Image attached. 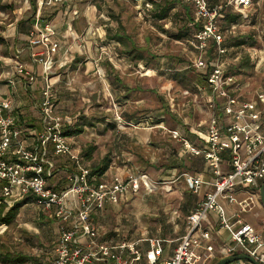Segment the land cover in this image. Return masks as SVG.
Returning <instances> with one entry per match:
<instances>
[{"label":"rangeland","instance_id":"374dc122","mask_svg":"<svg viewBox=\"0 0 264 264\" xmlns=\"http://www.w3.org/2000/svg\"><path fill=\"white\" fill-rule=\"evenodd\" d=\"M219 1L221 4L226 2ZM76 2L95 7H72L79 11L78 20L68 16L60 21L63 24L71 20L86 47L83 51L78 49V42L72 39V32H68L66 26L60 31L62 39L67 41L62 44V51L70 53L68 59L72 61L56 70V76H59L55 78L59 79L56 88L58 102L54 111L65 122L72 119L73 127L95 123V126H87L83 134L70 137L83 166L93 169L109 157L111 166L108 171L112 170V174L144 173L160 183V189L154 193L143 189L130 194L116 207L103 211L99 229L103 233L118 231L121 238L129 240L143 237L177 239L185 232L187 210L197 201L186 187L182 175L201 172L204 164L202 156L183 152L182 145L171 132L179 130L185 135L187 129L192 126L200 128V124L210 118L206 90L197 86L204 83L194 70L189 69L201 52L191 43L190 37L183 40L175 38L184 24L180 5L173 10L172 18L163 22L153 19L147 12L148 7L142 6V0ZM7 8L12 14L16 7ZM67 8L60 7L63 11ZM55 10L54 7L47 10L46 18H51ZM240 11L242 18L237 24L227 29H224V24L222 27L233 55L230 58L236 64L233 70L243 87L242 95L246 100H253L257 91L264 90V0H252L247 9ZM119 22L139 45L148 47V52L156 56L154 59L145 54L150 59L148 67L144 63L136 64L135 58L119 55L117 48L122 47L106 38L107 27L117 29ZM240 38H246L247 43L240 48L230 47ZM110 53L119 56L113 54L112 62ZM64 57L67 59L69 56ZM237 58L240 59L237 61ZM182 72L186 74L180 75ZM15 93L17 97L8 92L4 97L25 100L20 90ZM0 97L3 96L0 94ZM21 110L24 117L35 115V128L40 129V109L26 105ZM203 127L205 129L206 124ZM53 159L58 167V176L51 183L56 184L60 178L74 171L75 165L66 157L53 155ZM183 160L192 167L191 171L179 167ZM256 194L262 201L260 193ZM257 209L245 217L256 215ZM38 212L36 205H24L10 226L0 223V235L4 236L2 241L36 258V261L26 264H49L50 247L60 236L62 224L39 219ZM23 231L28 234H23ZM219 260L221 258L212 264ZM248 262L241 260L242 264H252Z\"/></svg>","mask_w":264,"mask_h":264},{"label":"built area","instance_id":"2783aa9c","mask_svg":"<svg viewBox=\"0 0 264 264\" xmlns=\"http://www.w3.org/2000/svg\"><path fill=\"white\" fill-rule=\"evenodd\" d=\"M184 1L194 4L202 20L195 40L201 54L191 67L206 74L205 84L197 86L206 90L210 118L200 124V128L206 124L202 145L192 144L179 130L171 133L183 144L187 154L204 158L214 178L206 181L201 175L184 173L186 187L195 195H199L205 185L213 189L207 191L188 214L186 232L179 238L146 237L112 244L100 241L101 232L95 217L130 194L143 189L158 191L160 183L144 173L115 174L105 180L106 172L98 179L91 174V169L81 164L79 151L71 144L70 137L63 134L64 126L72 119L65 122L54 111L58 94L51 74L59 44L54 40L57 36L54 19L45 17L47 10L67 6L69 0H36L38 8L28 44L37 67L23 62V49L15 47L10 59L12 69L7 71L6 79L12 86L27 82L42 114V129L21 126V113L13 98L0 97V194L9 206L33 197L39 208L62 224L51 264H212L219 255L225 258L239 254L264 264L262 235L241 219L253 201L239 200L234 194L240 185L257 190L264 185V90L257 91L253 100H246L242 85L236 76L228 73V50L223 46L224 34L218 24L223 6L212 8L208 0ZM231 1L241 9H247L252 2ZM142 6L150 8L151 3L142 0ZM0 7H8V0H0ZM78 14L79 11L74 10L73 19ZM69 27L70 24L67 29L72 31ZM211 41L218 54L207 60L204 53ZM85 47L82 40L79 48L83 51ZM113 54L119 56L110 53L111 61ZM38 66L42 67L40 73ZM39 80L43 85H39ZM35 92L39 93V100ZM53 155L66 157L75 165V170L56 184L51 183L58 176ZM224 164L229 167L227 172L222 168ZM223 201L238 205L232 217L228 216ZM211 214L217 216L220 228L230 233L232 244L216 249L209 243L212 232L205 222ZM240 263L241 260L232 264Z\"/></svg>","mask_w":264,"mask_h":264},{"label":"trees","instance_id":"16d2710c","mask_svg":"<svg viewBox=\"0 0 264 264\" xmlns=\"http://www.w3.org/2000/svg\"><path fill=\"white\" fill-rule=\"evenodd\" d=\"M148 1L151 3V7L147 8V12L151 13L153 19L158 20V21H163V22L172 18L173 10L177 7V5H180L181 6L180 8L182 9L183 14H184L183 15L184 24L180 27V30H179L178 34L175 36V38L177 40H183V39H187L190 37L191 43L197 49V47L195 45L196 34L202 28V20L198 16L194 4L187 3L184 0H173V1L148 0ZM229 1L230 0H226L225 3L221 4L219 0H208L209 5L212 8H215L216 6H223V8L221 10L223 16H220L218 19V24H219L221 32L223 34L225 33V31H224L225 28L227 29L228 27H230L234 24H237L240 21V19L242 18V15L240 13L241 8L235 7V5L233 3H230ZM10 5H11V7H13L14 2H11ZM36 10H37L36 0H24L23 7H22V9H20V12L34 13ZM54 15H55V13L53 15H51L50 17L53 18ZM76 20H77V18L75 19V21ZM223 24L225 27L223 26ZM222 26L224 27V29ZM125 30L126 29L122 26V24L120 22H119V27H117V29H113L112 26L107 27L106 38L109 41L113 42L114 44L115 43L118 44L117 46L122 47V49H119V47L117 48L119 55H122V56L125 55L129 58H132V59L135 58L136 64L144 63L145 66L148 67V64H149L148 61L150 59L147 56H145V54L148 53L147 55L151 56V58H154V59H156V56H153V54L150 53V51L148 52V50H149L148 47L143 46V45H139L137 43V41H135V39H133V37L130 34L126 33ZM0 43L1 44L3 43V39L1 37H0ZM246 43H247L246 38H240L238 40V43H236L234 45H230V47L233 46L234 48H240L242 45H244ZM223 46L225 48H227V50H228V53L226 55V58H227L226 65L228 68V73L236 76V73L233 70L234 66L236 64L234 65V63L232 62V58H230V56L232 57L233 55L229 51L225 35H224ZM145 51H147V52H145ZM217 54H218V52H217V48L215 46V43L213 41H211L209 44V47L206 49V51L204 53V56L207 60L208 59L211 60ZM229 58H230V60H229ZM239 59L237 58V61ZM145 66H143L142 68H145ZM111 67L113 68L112 64H111ZM189 69L194 70V72L196 73V76L199 77L201 79V81H203V83L205 84L206 74L198 72L196 69H194L191 66L189 67ZM189 69H187V70H189ZM185 74L186 73H183V72L180 73V75H182V76ZM175 75H177V74H175ZM160 114H162V112ZM25 122H28V123L25 124ZM20 125L23 127H25L24 125H26V128L30 129V128H35L37 126V122L34 119H27L26 117L21 116ZM69 125L70 126H67V128L63 134L65 136H68V137H73V136H78V135L83 134L85 132V129L87 126H95V123L88 122V123H83V124H77L74 127L72 126V123H70ZM38 127L40 129H42V123ZM185 130H186V128H185ZM186 132L187 133L184 132L185 135H183V136L185 138H187L192 144L202 145L203 143H205V136H203L199 131L194 130L192 127H190V130L187 129ZM179 143L183 147V144L181 142H179ZM183 152H185L184 147H183ZM197 157H199V156H197ZM201 158H202V161L204 164V158L203 157H201ZM110 166H111V159L109 157H106V159H104V161L101 164H99V165L95 166L93 169H91V174L96 175L98 177V179H101L102 176L109 170ZM179 167H181L182 169H187V171H191V169H192V167L188 166L184 160L179 165ZM171 168L172 167H169V169H171ZM194 173H196V172H194ZM149 193H152V192L150 191ZM190 193L192 195H195L191 191H190ZM29 204L36 205L33 201V197H29L24 201L18 202L14 206H9L8 204H6L4 202V197L0 194V223L5 224L7 226H10L16 220V217L18 216L22 206L29 205ZM116 206L117 205L108 206L105 210H107L109 207L114 208ZM36 207L38 208V211H39L38 212L39 213V219L46 220L48 223H53V222L57 221L54 218H50L48 212L39 208L37 205H36ZM192 208H193V206L187 210V214H189L192 211ZM101 213L98 214L97 217H95L97 223L100 220ZM186 227H187V220H186ZM186 227H185V232H186ZM100 232L102 233L101 238H100L101 242L116 244V243H121L123 241H135V240H129V239L121 238L120 235L118 234V231H115L114 233H111V232H104L103 233L100 230ZM22 233L28 234L26 231H23ZM3 237L4 236L0 235V263L1 264H26L29 261H33V260L36 261V258H34L32 255L24 253L23 251H18L11 244H9V243L7 244L4 241H2ZM143 238H145V237H143ZM57 240L58 239H56L52 243L53 245H51V247H50V248H52V250H51L52 252L48 256L49 264H51V261L53 259L54 248L56 246Z\"/></svg>","mask_w":264,"mask_h":264},{"label":"crops","instance_id":"0c3cea01","mask_svg":"<svg viewBox=\"0 0 264 264\" xmlns=\"http://www.w3.org/2000/svg\"><path fill=\"white\" fill-rule=\"evenodd\" d=\"M11 2H14L13 7H16L14 9L15 11H13L12 14H10L7 11V9H8L7 7H0V37L3 39L2 51H0V94L4 97V94H6L7 92L8 93H14V95H16V97H17V93H15V92L20 90L22 92V95L25 96L26 101L25 100L23 101V100L17 99V98H13V100H14L15 107H17V109L21 113V116L24 117L23 111L21 110L22 106L24 107V106L28 105L29 107L32 106V108L33 107L38 108L37 102L35 101L32 93L29 92L30 90H28V88H27V85H26L27 82L26 81H20V82H18V84L16 86L9 85L8 81L6 79V76H7L6 73L10 69H12L10 59L14 55L15 47H20L23 49V53L21 55V60L23 62H25L27 65L37 67L33 63V59L31 57V54H32L31 49H30L29 44H28V34H29L30 30L32 29L33 22H34L33 16L37 10L34 13H23V12H20V9H22V7H23L24 0H8V7H11V5H10ZM36 5H37V2H36ZM60 7H68V8L65 9V11H63L62 9H60ZM72 7H95V6L94 5L92 6L89 4L78 5L76 0H69V3L67 6L64 5V6H58L57 8H55L57 10H55V12H54L55 17H53V19H54L53 23L57 29V36L54 40L59 44V48L57 50V53L55 54V67H54L52 74H51V81H52V83H54L55 89L57 88V82L59 80V79H55V78H59V76H56V72H57L56 70L65 66L66 64H69L72 61V59H68V58H70V53L65 52V50L62 51V49H63L62 44H64L67 41L65 38L62 39L60 31L64 30V26L68 27V24H70L71 27H69V28H71L72 31L68 29V32L73 33V35H70V36L72 37V39H74L78 42L77 47L79 50H80L79 44L82 41L81 36H79V33L76 31L73 24L70 23L71 20L68 23L60 24V21L62 19L65 20L68 16H69V19H72L74 17L72 15V13L74 10H77V9L73 10ZM37 8H38V5H37ZM1 13H4V15H2ZM82 16L83 15H81V17ZM84 16H86V15H84ZM45 17H47L46 13H45ZM76 18L78 20L79 14L74 19H76ZM12 23H15L16 25L11 26ZM101 33H102V31H101ZM89 34H90V32L88 33V35ZM103 34H106L105 30H103ZM70 36H68V38ZM89 37H92V36H89ZM69 49L71 50V48H69ZM62 55H63V58H62ZM64 55L65 56L67 55L69 57H66L67 59H65ZM65 60H67V61H65ZM116 68H118V67L116 66ZM41 71H42V67L38 66V72L40 73ZM38 82H39V85H43V81L39 80ZM34 94L36 95L37 99L39 100L40 99L39 93L35 92ZM33 116H35V115L27 116L26 118L27 119H33V118H35ZM26 123L27 122H25V124ZM38 123H39V121H38ZM24 126H25V129H27L26 125H24ZM192 128L194 130L201 132V134L203 136L205 135L206 128L205 129H204V127L198 128L197 126H192ZM222 168H223L224 172H227L229 169L227 164H224ZM112 173H113L112 170L107 171L106 175L104 176L105 180L110 179L111 176L114 175ZM126 173H127V171H126ZM128 173H130V171H128ZM132 173H137V172H132ZM194 174L201 175L203 177V179H205L206 181H213V179H214L213 175L211 174V172L207 168L205 160H204V169L201 172H196ZM212 189H213L212 186L205 185L202 192L199 195H195L197 197V201L193 205L192 210L194 209L196 204L200 200L203 199L204 194L207 191H211ZM256 193H260V195H261V189L257 190L251 186L249 187L247 185H240L236 189L234 194L239 200H252L253 201V203H251V206H249L250 210L243 213L241 215V219L243 222L252 224L255 227V229L262 235V237L264 239V203H263V201H259V198H258ZM223 203L227 209L229 217H232L235 210L239 209L238 205H230L226 201H223ZM258 205L261 207L258 208L257 207ZM256 209H257V211H256L257 213H255L256 215H253L251 217H245V214H249V213L255 211ZM258 216L259 217L261 216V217L258 218ZM233 222L235 223L236 221H233ZM205 226L207 228H209L212 232V240L209 241V243L213 244L216 247V249H219L222 246L233 243L231 236H230V233L228 231H226L225 229L220 228V226L218 224V218L215 214L210 215L208 220L205 222ZM218 258H221V260H222V259H225L227 257L223 258V257H220V255H219ZM218 258H216V259H218ZM221 260H219V261H221ZM248 263H251V262H248ZM143 264H146V263L143 262ZM240 264H242V263H240Z\"/></svg>","mask_w":264,"mask_h":264},{"label":"water","instance_id":"95a60500","mask_svg":"<svg viewBox=\"0 0 264 264\" xmlns=\"http://www.w3.org/2000/svg\"><path fill=\"white\" fill-rule=\"evenodd\" d=\"M261 198H262V201L264 203V185L261 188ZM242 259H246V260H248L249 262H251L253 264H261L258 261H256L254 258H252V257H250L248 255H244V254H239V255L227 257V258L222 259L221 261H219L217 264H232V263L240 261Z\"/></svg>","mask_w":264,"mask_h":264},{"label":"flooded vegetation","instance_id":"af4514ba","mask_svg":"<svg viewBox=\"0 0 264 264\" xmlns=\"http://www.w3.org/2000/svg\"><path fill=\"white\" fill-rule=\"evenodd\" d=\"M218 262H219V261H218ZM218 262H217V263H218ZM217 263H216V264H217Z\"/></svg>","mask_w":264,"mask_h":264}]
</instances>
